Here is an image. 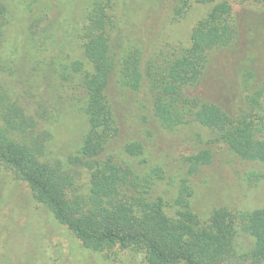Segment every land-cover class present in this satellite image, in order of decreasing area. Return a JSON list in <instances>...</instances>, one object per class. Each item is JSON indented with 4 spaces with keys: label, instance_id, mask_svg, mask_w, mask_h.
<instances>
[{
    "label": "trees",
    "instance_id": "1",
    "mask_svg": "<svg viewBox=\"0 0 264 264\" xmlns=\"http://www.w3.org/2000/svg\"><path fill=\"white\" fill-rule=\"evenodd\" d=\"M127 1L76 0L81 57L53 60L54 74L83 92L88 126L80 147L67 161L50 158L52 132L39 127L37 114L3 100L0 168L25 183L35 200L95 252L128 251L137 264H264V207L221 206L203 217L191 199L192 178L223 150L264 162V68L253 43L240 58L238 88L228 100L188 94L204 80L213 52L239 49L234 3L264 0H166L170 22L195 3L212 5L193 26L188 44L168 42L149 55L121 26L118 7ZM9 6L10 0H0V65ZM117 93L135 97L132 111L140 125L124 140ZM160 134L181 139L184 150L168 156L180 162L174 170L167 167L173 163L148 156V144ZM9 212L0 202V264H68L43 241H17ZM242 233L254 244L240 255L236 243Z\"/></svg>",
    "mask_w": 264,
    "mask_h": 264
},
{
    "label": "rangeland",
    "instance_id": "2",
    "mask_svg": "<svg viewBox=\"0 0 264 264\" xmlns=\"http://www.w3.org/2000/svg\"><path fill=\"white\" fill-rule=\"evenodd\" d=\"M75 1L10 0L3 43L6 57L0 65V107L3 100L4 105L15 101L37 114L39 127L49 129L53 136L47 143V156L64 161L80 147L88 126L82 112V90L76 88V83L62 81L52 69L53 60L81 57L79 35L74 27L80 23L74 10ZM165 1L128 0L118 7L121 26L140 42L147 55L168 42L188 44L193 26L212 5L195 3L179 21L170 22ZM234 14L241 29L239 49L213 52L204 80L188 89V94L212 101L228 100L238 88L239 61L251 43L259 59V69L263 70L264 4L234 3ZM134 98L119 93L114 97L120 140L140 128L132 111ZM181 144L179 135L160 134L148 144V156L155 161L173 163L167 167L174 170L180 162L170 161L168 156L182 152ZM218 156L192 178L194 209L207 217L221 206L242 210L264 207V162L246 160L226 150ZM0 197L3 198L0 202L10 210V229L13 232L15 228L17 241H43L61 263L137 264L128 251L116 249L107 255L86 248L52 211L35 200L25 183L3 168H0ZM253 244L252 236L240 234L236 243L238 254L249 253ZM14 247L21 249L18 242Z\"/></svg>",
    "mask_w": 264,
    "mask_h": 264
}]
</instances>
